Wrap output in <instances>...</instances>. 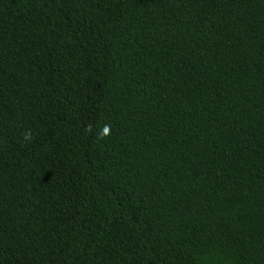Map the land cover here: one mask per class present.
I'll list each match as a JSON object with an SVG mask.
<instances>
[{"label":"trees","instance_id":"obj_1","mask_svg":"<svg viewBox=\"0 0 264 264\" xmlns=\"http://www.w3.org/2000/svg\"><path fill=\"white\" fill-rule=\"evenodd\" d=\"M0 264H264V0H0Z\"/></svg>","mask_w":264,"mask_h":264},{"label":"clouds","instance_id":"obj_2","mask_svg":"<svg viewBox=\"0 0 264 264\" xmlns=\"http://www.w3.org/2000/svg\"><path fill=\"white\" fill-rule=\"evenodd\" d=\"M110 133H111V127H110V125H105L103 127L102 132L99 134V138L100 139H103L104 137L110 135ZM23 138L25 140H31L32 137H31V134L30 133H25Z\"/></svg>","mask_w":264,"mask_h":264}]
</instances>
